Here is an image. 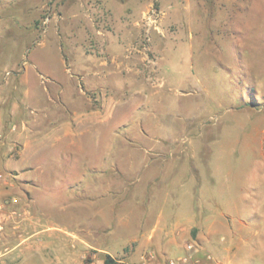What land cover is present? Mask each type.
<instances>
[{
	"label": "rangeland",
	"instance_id": "1",
	"mask_svg": "<svg viewBox=\"0 0 264 264\" xmlns=\"http://www.w3.org/2000/svg\"><path fill=\"white\" fill-rule=\"evenodd\" d=\"M0 126V264H217L264 202V0H0Z\"/></svg>",
	"mask_w": 264,
	"mask_h": 264
},
{
	"label": "crops",
	"instance_id": "2",
	"mask_svg": "<svg viewBox=\"0 0 264 264\" xmlns=\"http://www.w3.org/2000/svg\"><path fill=\"white\" fill-rule=\"evenodd\" d=\"M15 127H16V129L18 128L21 131H24L26 129L25 126H0V163L2 162V160H6V163L10 162V160H9L10 157H7V155L10 151H12L14 145L10 141H7L6 138L3 137V134L5 131H7L9 129H13ZM61 132H64V133H61ZM48 133H49L48 135L47 134L43 135L42 138H46L50 141H53L54 144H57L63 137L74 136L73 132L70 129V126H54L53 129L50 130V132H48ZM36 146H37V149H32L33 144L28 140H25L24 143H22L21 148L19 149V151L16 152L19 155L22 162L24 161V162L28 163L31 160L34 161V159L40 154V151H41L40 146H42V144L38 143ZM32 157H34V158H32ZM254 178H256V176L250 177L248 180V183L252 187L251 188L252 190H255V186L253 185V182H252V181H254ZM197 218H198V215H197ZM244 218H245L244 221L238 220V222L234 228L230 227L229 225H223L225 227V230H226L225 236H227V238H228L227 240H228L230 246L227 249L225 248V250L228 251V257L221 259L220 261L217 262V264H244L245 263L244 258H253V257L264 256V202L263 201L262 202H254V204H252V206L250 208H248V210L246 211ZM160 220H161V216H158L157 223L154 224L153 232L150 236H148L146 238V240L150 244H155L156 247H157V244H156L157 242L164 241V247H163L164 251H162V252H164L163 254L167 258H170V256H172V254L177 256V257L180 255H183L184 252H183V249L180 248L179 243L181 242V240L183 238H185L184 233H185L186 229L182 228L183 226H181L180 228H178L176 230H171V229L168 230L169 227L167 225H164L163 227H160V229H159ZM198 220H199V218H198ZM203 223H205V222L203 221ZM216 224L222 225V221H220V222L216 221ZM247 231L250 232V235L252 236V238H255L257 240L255 242V244L257 243L258 246L257 245H251L252 249L248 248V250H249L248 254H246L244 257H242L239 254V251L242 252L241 251V250H243L242 247H245V244H246L245 239H242V236ZM216 233L217 232L215 230L213 232L209 231L205 238L209 242H214V236H216ZM219 239H220V241H224L223 239H225V238L220 237ZM249 245H250V243H249ZM151 250H152L151 251L152 255H150V261L147 264H163L164 261H167V259H166V260L162 261L163 262L162 263L160 258L155 256V254H156L154 252L155 250H153V249H151ZM97 251H98V254L102 253V255H104V257L106 255H108L111 258H113L112 255L110 254V252L106 249L97 250ZM118 263L123 264L122 261H118ZM203 264H205V263H203ZM206 264H208V263H206Z\"/></svg>",
	"mask_w": 264,
	"mask_h": 264
},
{
	"label": "built area",
	"instance_id": "3",
	"mask_svg": "<svg viewBox=\"0 0 264 264\" xmlns=\"http://www.w3.org/2000/svg\"><path fill=\"white\" fill-rule=\"evenodd\" d=\"M17 201L15 199H12L10 202L6 201L5 204L12 205L15 204ZM5 204H0V211H3L5 208ZM188 250H192V245H187ZM167 264H189V260L187 258H179L177 260H169Z\"/></svg>",
	"mask_w": 264,
	"mask_h": 264
},
{
	"label": "trees",
	"instance_id": "4",
	"mask_svg": "<svg viewBox=\"0 0 264 264\" xmlns=\"http://www.w3.org/2000/svg\"><path fill=\"white\" fill-rule=\"evenodd\" d=\"M103 264H117L110 256L106 255Z\"/></svg>",
	"mask_w": 264,
	"mask_h": 264
}]
</instances>
